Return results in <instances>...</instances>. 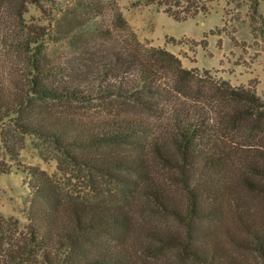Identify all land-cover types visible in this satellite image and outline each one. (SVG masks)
Returning <instances> with one entry per match:
<instances>
[{
  "label": "trees",
  "instance_id": "16d2710c",
  "mask_svg": "<svg viewBox=\"0 0 264 264\" xmlns=\"http://www.w3.org/2000/svg\"><path fill=\"white\" fill-rule=\"evenodd\" d=\"M262 1L251 0L254 16ZM146 2L176 22L207 14L195 0ZM43 3L57 16L52 29L23 25L27 6L42 10ZM7 16L18 24L13 48L24 72L20 79L0 77L1 145H14L10 132L34 136L122 190L119 199L99 191L71 198L30 169L32 217L23 227L0 216V264H138L136 254L145 255L148 242L168 244L191 264H244L223 245V204L243 234L230 237L234 249L264 264V100L254 89L183 69L164 49L139 43L119 13L106 24L99 0H0V20ZM47 41L65 43L68 53L56 59ZM111 96L123 107L109 119L53 108ZM150 162L176 174L179 199L165 182L148 179ZM132 192L176 231L165 237L146 225L141 207L136 215L145 223L135 224L127 204Z\"/></svg>",
  "mask_w": 264,
  "mask_h": 264
},
{
  "label": "rangeland",
  "instance_id": "374dc122",
  "mask_svg": "<svg viewBox=\"0 0 264 264\" xmlns=\"http://www.w3.org/2000/svg\"><path fill=\"white\" fill-rule=\"evenodd\" d=\"M99 1L106 24L113 22L117 12L142 45L164 49L179 60L183 69L195 70L200 76L207 74V77L226 81L232 87L249 86L264 100V1L259 3L254 16L250 8L251 0H195L204 6L207 14L200 13L194 19L180 22L168 17L164 7L148 4L146 0ZM41 6L42 10L33 5L27 6L23 25H49L52 29L50 25L57 16L51 14L48 5L43 3ZM171 10L180 12L175 7ZM8 17L0 20V77L20 79L23 65L13 48L18 41L15 37V34L18 35V24ZM202 41L206 43L205 48H202ZM46 48L56 59L68 53L66 44L62 42L47 41ZM82 81L89 83L90 79L86 77ZM107 99L101 101L100 97H95L81 103L54 104L53 108L62 114L85 120L109 119V115L122 112L123 103L115 96ZM10 133L14 136V145L12 143L6 150L0 143V169L6 170L0 174V216L3 218H14L23 227L30 223L34 190L33 179L28 173L30 169L45 173L55 190H60L67 197L93 198L99 191L111 198H120L121 186L74 165L68 155L53 144L34 136ZM148 175V179L152 178L160 184L165 182L164 189L180 198L173 171L166 170L157 162H150ZM131 190L141 189L132 187ZM247 199L257 210H262L263 205L259 201ZM127 204L134 211L135 224L146 222L149 227L160 229L165 237L176 231L174 222L158 212L138 192L129 194ZM140 207L144 208V215L139 214V217L145 222L136 215ZM222 209L224 216L220 236L225 249L244 264H256L250 254L234 249L230 237L236 239L243 234L227 204H223ZM147 246L150 248L145 255L136 254L138 264H191L180 258L168 244L160 246L148 242Z\"/></svg>",
  "mask_w": 264,
  "mask_h": 264
}]
</instances>
